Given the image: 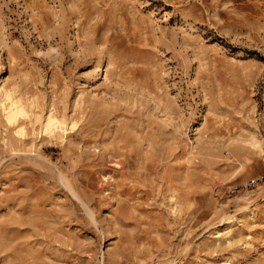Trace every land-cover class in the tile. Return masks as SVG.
Wrapping results in <instances>:
<instances>
[{"label":"rangeland","instance_id":"rangeland-1","mask_svg":"<svg viewBox=\"0 0 264 264\" xmlns=\"http://www.w3.org/2000/svg\"><path fill=\"white\" fill-rule=\"evenodd\" d=\"M0 264H264V0H0Z\"/></svg>","mask_w":264,"mask_h":264},{"label":"built area","instance_id":"built-area-1","mask_svg":"<svg viewBox=\"0 0 264 264\" xmlns=\"http://www.w3.org/2000/svg\"><path fill=\"white\" fill-rule=\"evenodd\" d=\"M252 183L255 184V180H252Z\"/></svg>","mask_w":264,"mask_h":264},{"label":"bare ground","instance_id":"bare-ground-1","mask_svg":"<svg viewBox=\"0 0 264 264\" xmlns=\"http://www.w3.org/2000/svg\"><path fill=\"white\" fill-rule=\"evenodd\" d=\"M50 120H53V119L51 118V119H49V121H50ZM50 124H51V123L49 122V125H50Z\"/></svg>","mask_w":264,"mask_h":264}]
</instances>
